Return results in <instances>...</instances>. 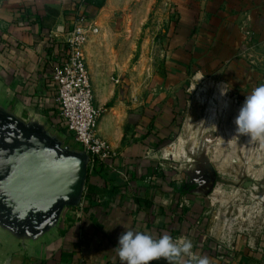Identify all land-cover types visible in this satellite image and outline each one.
<instances>
[{
	"label": "crops",
	"instance_id": "0c3cea01",
	"mask_svg": "<svg viewBox=\"0 0 264 264\" xmlns=\"http://www.w3.org/2000/svg\"><path fill=\"white\" fill-rule=\"evenodd\" d=\"M105 1L97 8L84 0H0V99L25 117L59 119L48 58L79 15L94 21L98 34L84 54L97 133L112 153L87 169L80 204L63 211L54 234L21 250L0 233V264H121L115 245L127 230L186 237L209 264H264V229L205 228L203 207L219 200L178 190L183 176L167 172L183 174V164H167L159 149L179 133L194 82L212 79L241 104L264 84V0H169L161 48L142 68L131 67L133 47L118 42Z\"/></svg>",
	"mask_w": 264,
	"mask_h": 264
},
{
	"label": "rangeland",
	"instance_id": "374dc122",
	"mask_svg": "<svg viewBox=\"0 0 264 264\" xmlns=\"http://www.w3.org/2000/svg\"><path fill=\"white\" fill-rule=\"evenodd\" d=\"M147 4L149 0H111L109 8L114 12H107L108 21L115 22L118 42L123 44L125 39L133 47L131 67L139 62L142 68L146 56L161 48L163 30L171 17L169 0H154L150 8ZM241 106L223 85L212 79L198 80L189 93L179 133L159 147L169 165L183 164L185 168L193 154L201 153L216 167L218 181L212 196L223 202L214 200L203 207L204 227L228 234L264 229V140L237 134L234 120ZM46 120L63 136L64 144L78 147L66 128ZM203 145L207 146L206 155ZM177 175L182 178L181 170L167 172L168 178ZM215 217H221V223L213 224Z\"/></svg>",
	"mask_w": 264,
	"mask_h": 264
},
{
	"label": "water",
	"instance_id": "95a60500",
	"mask_svg": "<svg viewBox=\"0 0 264 264\" xmlns=\"http://www.w3.org/2000/svg\"><path fill=\"white\" fill-rule=\"evenodd\" d=\"M87 162V152L64 144L45 118L25 117L0 99V233L21 250L54 234L63 211L81 201ZM208 165L211 188L205 195L217 176Z\"/></svg>",
	"mask_w": 264,
	"mask_h": 264
},
{
	"label": "built area",
	"instance_id": "2783aa9c",
	"mask_svg": "<svg viewBox=\"0 0 264 264\" xmlns=\"http://www.w3.org/2000/svg\"><path fill=\"white\" fill-rule=\"evenodd\" d=\"M63 33V40L58 41V55L48 58L59 113L57 121L72 135L78 147L87 152V169L90 170L97 163H105L112 154L108 141L97 133L100 109L94 104L84 54L85 44L91 35L98 34V27L92 19L81 14Z\"/></svg>",
	"mask_w": 264,
	"mask_h": 264
},
{
	"label": "clouds",
	"instance_id": "9594fccd",
	"mask_svg": "<svg viewBox=\"0 0 264 264\" xmlns=\"http://www.w3.org/2000/svg\"><path fill=\"white\" fill-rule=\"evenodd\" d=\"M234 123L238 135L248 136L250 140H264V84L245 97ZM192 249L193 244L186 237L173 239L164 234L153 238L133 230L120 234L115 245L121 264H152L159 260L167 264H185V256L189 257L187 264H209L207 257L197 256Z\"/></svg>",
	"mask_w": 264,
	"mask_h": 264
},
{
	"label": "flooded vegetation",
	"instance_id": "af4514ba",
	"mask_svg": "<svg viewBox=\"0 0 264 264\" xmlns=\"http://www.w3.org/2000/svg\"><path fill=\"white\" fill-rule=\"evenodd\" d=\"M217 181L218 175L215 178L214 186ZM176 187L180 191L196 195H205L211 188V170L206 158L201 153L197 155L193 154L191 160L183 170L181 183L177 184ZM261 189L264 191V187L261 186Z\"/></svg>",
	"mask_w": 264,
	"mask_h": 264
},
{
	"label": "trees",
	"instance_id": "16d2710c",
	"mask_svg": "<svg viewBox=\"0 0 264 264\" xmlns=\"http://www.w3.org/2000/svg\"><path fill=\"white\" fill-rule=\"evenodd\" d=\"M84 1L86 3H88V4H90V5H93V6L97 7V8H101L104 5V3H105V0H84ZM51 121H52V123H54V122L56 124L59 123V121H56L54 119H51ZM59 125H61V123ZM62 127H64V126L62 125Z\"/></svg>",
	"mask_w": 264,
	"mask_h": 264
},
{
	"label": "bare ground",
	"instance_id": "6f19581e",
	"mask_svg": "<svg viewBox=\"0 0 264 264\" xmlns=\"http://www.w3.org/2000/svg\"><path fill=\"white\" fill-rule=\"evenodd\" d=\"M239 148V147H238ZM246 150V149H245ZM241 151H243V150H241ZM244 152V151H243Z\"/></svg>",
	"mask_w": 264,
	"mask_h": 264
}]
</instances>
